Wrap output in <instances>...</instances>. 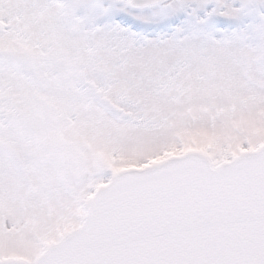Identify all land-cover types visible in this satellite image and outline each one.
<instances>
[{
	"label": "snow or ice",
	"instance_id": "snow-or-ice-1",
	"mask_svg": "<svg viewBox=\"0 0 264 264\" xmlns=\"http://www.w3.org/2000/svg\"><path fill=\"white\" fill-rule=\"evenodd\" d=\"M0 264H264V0H0Z\"/></svg>",
	"mask_w": 264,
	"mask_h": 264
}]
</instances>
